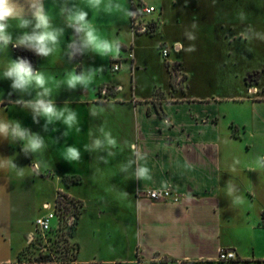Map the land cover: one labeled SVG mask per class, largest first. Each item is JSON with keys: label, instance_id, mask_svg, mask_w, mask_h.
<instances>
[{"label": "crops", "instance_id": "1", "mask_svg": "<svg viewBox=\"0 0 264 264\" xmlns=\"http://www.w3.org/2000/svg\"><path fill=\"white\" fill-rule=\"evenodd\" d=\"M61 2L44 0L57 27L64 26L59 15ZM71 2L88 11L101 36L120 39L121 52L115 58L80 52L76 58H69L66 53L72 51L67 48L72 29L65 30L57 51L48 58L12 44L0 49V118L13 122L11 100L17 94L3 73L18 53L19 58L28 60L34 69L49 77L50 98L57 107L67 106L77 113L78 119V124L70 129L61 121L48 126L44 131L46 165L42 167L29 156L25 161L31 170L28 179L22 177L19 165L23 142L0 136V161L11 160L17 166L0 168V264H24L21 253L35 238V221L41 217V209L31 211L22 205L21 185L40 187L37 183L41 180L53 182L54 189V203L45 199L41 203L44 208L55 205L59 192L80 202L82 207L71 238L79 247L77 258L57 264H264V169L256 163L257 157L264 156V85H260L264 70L263 74L252 71L260 87L254 88L257 91L252 98H247L249 106H234L245 105L246 101L192 89V65L186 59L192 40L185 35L181 16L176 17V26L167 29L162 8L148 5L154 6V13L159 15L143 18L150 25L149 33H135L131 26L132 0H102L100 9L88 7V0ZM19 3L24 5L25 0ZM179 4L188 10L191 6L194 19L212 22L218 18L214 44L218 51L229 52L233 49L229 46L236 42H248L254 32L251 26L238 27L244 12L243 0L173 3ZM107 5L112 6L110 14L103 10ZM17 25L16 20L9 21L13 39L20 32ZM152 39L158 41L164 79L152 75L150 69L147 55L152 48L148 41ZM162 46L170 48L168 58L162 56ZM30 54L35 58L30 59ZM168 63L186 76L182 89L173 86L175 69L171 71ZM116 64L120 66L118 71L113 69ZM87 68L95 69V75L86 89L69 90L63 84L57 87L67 72L75 69L79 74ZM110 71L118 75H111ZM144 74L150 79L153 76L149 92L141 89ZM125 81H129V90ZM104 88L110 89L106 95L102 93ZM93 110L96 116L92 115ZM100 127L111 131L117 140L111 149L114 156L104 150H85L101 135ZM133 143L146 155L141 163L150 169V180L135 179L136 164L121 171V165L134 159L130 150ZM71 146L80 150L81 159L70 163L65 160V153ZM100 158H106L107 163ZM96 172L101 174L96 178L108 179V187L100 182L94 184L99 195H108L109 200H98L92 215L94 222L90 224L87 199L72 189L84 185ZM65 177L80 178V182L68 185ZM164 182L169 184L166 190L172 193L170 199L154 201L146 196L149 190H165ZM228 185H234L232 196L227 194ZM236 197H243V202H236ZM104 219L107 221L102 224ZM56 225L53 220L52 227ZM221 250L235 252L236 259L220 261Z\"/></svg>", "mask_w": 264, "mask_h": 264}, {"label": "clouds", "instance_id": "2", "mask_svg": "<svg viewBox=\"0 0 264 264\" xmlns=\"http://www.w3.org/2000/svg\"><path fill=\"white\" fill-rule=\"evenodd\" d=\"M101 4L102 0H88V7L93 9H100ZM103 10L106 14H110L112 6L107 5ZM59 15L63 18V27L54 26L52 17L45 9L44 0H25L24 5H21L19 0H0V49H6L9 44H12L14 48H26L42 58H48L57 51L65 30L72 29L73 36L67 45V48L72 51L66 53L69 58H73L75 52L94 53L101 58L119 56L122 47L121 40L101 36L96 25L89 19L88 11L84 8L72 3L71 0H62L59 4ZM240 19L242 21L245 19L243 13L240 14ZM10 20H16L18 29H20L15 39L9 31ZM193 27L196 25L193 24ZM188 38L189 40L195 39L191 34L188 35ZM94 75L95 69L93 68L81 70L79 74L75 69H72L67 72L63 81L57 82V87L59 88L63 84L69 90H75L78 87L86 89L93 82ZM3 76L11 80V88L21 94L30 95L35 91L34 99H18L17 103L24 108L33 110L34 122L38 123L36 116L45 119L44 131H47L48 126L56 121H61L69 129L78 124L77 113L74 110L67 106L57 107L54 100L50 98L52 89L48 86L49 77L44 72L34 69L28 60L21 58L12 60L6 67ZM92 115H97L95 110L92 111ZM79 130L77 127V131ZM99 132L101 135L94 139L90 145H86L85 150H104L107 151L108 156H114L115 153L111 149L117 145L116 138L112 136L111 131H106L104 127H100ZM0 136L18 138L23 142L22 151L25 153L42 152L45 146L42 137L21 128L18 121L11 122L0 118ZM130 150L134 159H129L127 165H121V171H128L133 164H136L135 179L150 180V169L146 164L141 163L146 160V155L134 143L130 144ZM80 159L81 152L78 148L75 146L66 148L65 160L71 163ZM100 159L107 163L106 158ZM236 163L239 161L237 160ZM256 163L258 167L264 169V156L257 157ZM5 166L17 168L11 160L0 161V168ZM232 171H235V167L232 168ZM162 187L166 190L169 184L164 182ZM233 192L234 185H228L227 194L232 196ZM236 202H243V197H236Z\"/></svg>", "mask_w": 264, "mask_h": 264}, {"label": "rangeland", "instance_id": "3", "mask_svg": "<svg viewBox=\"0 0 264 264\" xmlns=\"http://www.w3.org/2000/svg\"><path fill=\"white\" fill-rule=\"evenodd\" d=\"M142 1L145 5L152 4L158 9L162 8V10L164 11L165 20L168 24L167 29H171L173 26H176V17L181 16L182 21L180 19V23H182L183 29L185 28V35L188 36L189 34H191L195 37L189 47V49L194 50L190 51L188 49V51L186 52V59L188 60V62H190V65H192V89L194 91L224 93L232 97H238L239 100H241L240 98H244V100L246 101L245 105L237 103L234 106H245V108H247L250 104L248 103L247 98H252L253 94L255 93V90L252 89L258 88L260 87V85H264V76L263 80H261L260 85H258L259 80L257 79L256 74L252 72L255 70H260L263 74L262 70H264V0H243L241 9L244 11L243 14L245 19L243 21H239L238 27L240 29H244L247 26H251L253 27L254 32L250 36L248 42H236L232 46H229L233 48L229 52L223 49L218 51V47L216 48V45H214L216 43V29H218L215 26V22L218 20V18L217 20H213L212 22L210 19H194V17H192L193 12L190 13L191 6L188 10L184 9L181 4L173 5L175 0ZM134 2H137V0H134ZM157 15H159V12L153 13L146 17L150 19L157 18ZM193 24H195L196 27H193ZM180 37L182 39H185L184 33H181ZM114 38H116V36H114ZM148 42L152 45V48L148 51L147 55L150 62V69H152V75L160 76L162 79H164L165 71L161 63V56L159 55V51L157 50L158 41L156 39H152ZM92 57L96 58L97 56L93 54ZM106 58L108 57H105L103 59ZM111 75L117 76L118 74L111 73ZM151 79L146 74L143 75V86L141 89L144 92H149V89L152 86ZM172 80H174L173 86L176 89H182L186 81V76H184L183 74L180 75L177 69H175L174 74L172 72ZM125 82L126 88L127 90H129V81ZM16 94V98L11 100L13 103L11 105L12 121H18L21 128L27 130L29 133H34L42 137L44 139L45 145V119L43 117L36 116V121H38V123L34 122L33 110L31 108H24L17 103L18 99H34L36 93L33 91L29 95L21 94L16 91ZM104 120L106 119L104 118ZM245 138H247V136H245ZM23 146L24 145L22 144L21 147L23 148ZM29 156H31L35 161L39 162L42 167H45L46 147H43L42 152H37L34 154L31 152H21V162L19 163V165L22 170V177L25 179L27 177H30L31 174L28 163L25 162L29 160ZM100 175L101 174H99V172L91 173L90 177L86 180L84 185L72 189L73 193H75L76 195H83L87 199L90 206V215L87 217V220L88 222H90V224H93L94 222V217L92 215L95 214V205L97 204L98 200L100 198L103 199V197L107 201L109 200L108 195H99L98 189L94 184L96 182H100L103 187H108L107 178H96V176L98 177ZM37 184H40L42 187L36 185L34 186L33 184H29L30 186L28 184L21 185V202L25 208H29V210L31 211L35 209L39 210L40 208V216L44 217L48 215V213L54 208V206L52 205L51 209L47 210L46 208L41 206L42 201L45 199L54 203L53 182L41 180ZM106 221L107 220L104 219L101 222L103 224ZM61 258L63 259V257Z\"/></svg>", "mask_w": 264, "mask_h": 264}, {"label": "built area", "instance_id": "4", "mask_svg": "<svg viewBox=\"0 0 264 264\" xmlns=\"http://www.w3.org/2000/svg\"><path fill=\"white\" fill-rule=\"evenodd\" d=\"M156 11L154 6H148L140 2H136V12L132 13L131 26L135 33H149L150 25L143 21L145 16L151 15ZM180 49L181 47H177ZM170 48L166 46L161 47V54L164 58H168L170 55ZM132 57V55H130ZM171 71L175 69V65L168 63ZM114 71H118L120 66L116 64L114 66ZM120 89V88H117ZM110 89L104 88L102 93L106 95ZM257 91L256 89H254ZM146 196L154 201L168 200L172 197L170 190H149L146 192ZM50 210V207H46ZM80 202L66 197L65 194L59 192L54 205L53 210H51L48 215L44 217H39L35 221V237H52V234H61L63 232H68L72 227L78 222L81 213ZM55 220L57 225L52 227V221ZM48 251V250H46ZM236 259L235 252L221 250L219 255V260L223 262L233 261ZM63 262V261H60ZM59 262V263H60Z\"/></svg>", "mask_w": 264, "mask_h": 264}, {"label": "trees", "instance_id": "5", "mask_svg": "<svg viewBox=\"0 0 264 264\" xmlns=\"http://www.w3.org/2000/svg\"><path fill=\"white\" fill-rule=\"evenodd\" d=\"M134 12H136V2L132 0V13ZM78 54L79 52H75L74 58ZM17 56L19 58L21 55L17 53ZM34 58L35 56L30 54V59ZM64 181L68 185L78 184L80 178L65 177ZM77 223L70 231L63 232L60 235L54 233L52 237H35L21 253V262L24 264H57L60 261H74L77 258L79 247L77 244L72 243L71 238L73 237Z\"/></svg>", "mask_w": 264, "mask_h": 264}]
</instances>
